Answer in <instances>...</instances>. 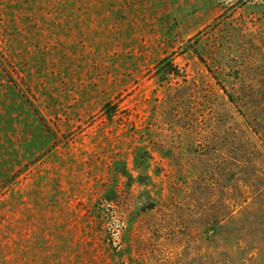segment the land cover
<instances>
[{
    "label": "rangeland",
    "instance_id": "obj_1",
    "mask_svg": "<svg viewBox=\"0 0 264 264\" xmlns=\"http://www.w3.org/2000/svg\"><path fill=\"white\" fill-rule=\"evenodd\" d=\"M0 264H264V0H0Z\"/></svg>",
    "mask_w": 264,
    "mask_h": 264
}]
</instances>
